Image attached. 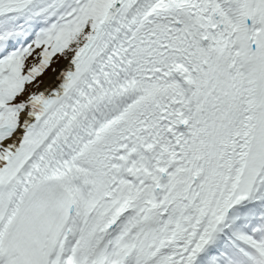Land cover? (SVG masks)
<instances>
[{
  "label": "snow or ice",
  "instance_id": "1",
  "mask_svg": "<svg viewBox=\"0 0 264 264\" xmlns=\"http://www.w3.org/2000/svg\"><path fill=\"white\" fill-rule=\"evenodd\" d=\"M0 264H264V0H0Z\"/></svg>",
  "mask_w": 264,
  "mask_h": 264
}]
</instances>
